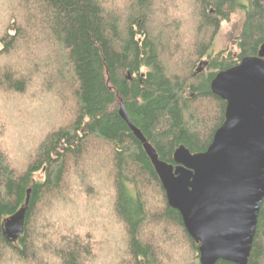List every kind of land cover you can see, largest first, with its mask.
<instances>
[{"label": "trees", "instance_id": "16d2710c", "mask_svg": "<svg viewBox=\"0 0 264 264\" xmlns=\"http://www.w3.org/2000/svg\"><path fill=\"white\" fill-rule=\"evenodd\" d=\"M237 12L238 53L215 54ZM263 43L264 0H0V264H199L119 105L160 161L204 153L226 108L211 81Z\"/></svg>", "mask_w": 264, "mask_h": 264}, {"label": "water", "instance_id": "95a60500", "mask_svg": "<svg viewBox=\"0 0 264 264\" xmlns=\"http://www.w3.org/2000/svg\"><path fill=\"white\" fill-rule=\"evenodd\" d=\"M210 90L226 103L224 122L204 153L180 146L173 165L158 159L121 102L118 113L142 144L168 206L199 245V264H248L264 200V43L256 56L217 73ZM28 202L29 191L25 206L4 221L6 240L22 236Z\"/></svg>", "mask_w": 264, "mask_h": 264}, {"label": "rangeland", "instance_id": "374dc122", "mask_svg": "<svg viewBox=\"0 0 264 264\" xmlns=\"http://www.w3.org/2000/svg\"><path fill=\"white\" fill-rule=\"evenodd\" d=\"M243 25L242 13L237 12L229 22L222 25L221 30L215 41L214 53L228 51L231 53H238L236 46V38L240 34Z\"/></svg>", "mask_w": 264, "mask_h": 264}, {"label": "flooded vegetation", "instance_id": "af4514ba", "mask_svg": "<svg viewBox=\"0 0 264 264\" xmlns=\"http://www.w3.org/2000/svg\"><path fill=\"white\" fill-rule=\"evenodd\" d=\"M205 63V62H204Z\"/></svg>", "mask_w": 264, "mask_h": 264}]
</instances>
